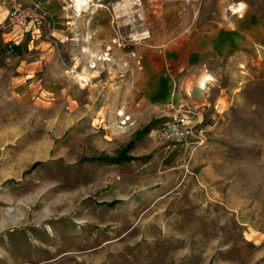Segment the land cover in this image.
Instances as JSON below:
<instances>
[{
    "label": "rangeland",
    "instance_id": "374dc122",
    "mask_svg": "<svg viewBox=\"0 0 264 264\" xmlns=\"http://www.w3.org/2000/svg\"><path fill=\"white\" fill-rule=\"evenodd\" d=\"M121 1L64 0L52 20L56 0H0V264H264V0H194V19L246 13L261 34L161 108L131 69L164 0ZM13 4L49 24L14 26ZM100 8L107 37L78 25ZM177 112L192 133L173 145L158 130Z\"/></svg>",
    "mask_w": 264,
    "mask_h": 264
},
{
    "label": "crops",
    "instance_id": "0c3cea01",
    "mask_svg": "<svg viewBox=\"0 0 264 264\" xmlns=\"http://www.w3.org/2000/svg\"><path fill=\"white\" fill-rule=\"evenodd\" d=\"M52 0H43V7ZM55 1V0H54ZM57 11L52 20L69 16L64 0H56ZM84 4H87L84 3ZM239 14H226L218 21L200 22L194 19V0H164L159 6V16L153 20V28L148 39L137 47L139 65H132L131 88L136 92L139 104L161 108L174 106L181 100H194V81L197 69L208 55H220L253 47L261 34L249 26V21ZM84 27L95 28L96 34L109 36L111 33L108 9L92 11ZM93 25H90V21ZM79 23V22H78ZM107 59V58H104ZM200 83H204V79ZM190 85L192 93H186ZM48 93H58L51 84H45ZM24 95L33 92L32 84L25 86ZM133 100V98L131 99Z\"/></svg>",
    "mask_w": 264,
    "mask_h": 264
},
{
    "label": "built area",
    "instance_id": "2783aa9c",
    "mask_svg": "<svg viewBox=\"0 0 264 264\" xmlns=\"http://www.w3.org/2000/svg\"><path fill=\"white\" fill-rule=\"evenodd\" d=\"M8 20L14 26L39 32L49 24L46 11L31 5L18 6L13 4L8 14ZM146 37V33L141 34ZM192 133V126L185 114L177 112L173 118L164 122L158 130V138L173 145L183 143Z\"/></svg>",
    "mask_w": 264,
    "mask_h": 264
},
{
    "label": "bare ground",
    "instance_id": "6f19581e",
    "mask_svg": "<svg viewBox=\"0 0 264 264\" xmlns=\"http://www.w3.org/2000/svg\"><path fill=\"white\" fill-rule=\"evenodd\" d=\"M121 3H122V4L118 3V6L121 5V6L124 7V5L126 4L125 1H123V0L121 1ZM132 3L134 4V2L130 1L129 4L132 5ZM74 4H75V7L77 8V0H74ZM83 4H84V3H83ZM81 5H82V4H81ZM81 5H80L79 9L81 8ZM118 6H116V7H118ZM116 7H115V8H116ZM129 7H130V6H129ZM77 9H78V8H77ZM79 9H78V10H79ZM79 12H80V10H79ZM146 33H147V32H146ZM141 34H144V33H141ZM81 222H82V221H81Z\"/></svg>",
    "mask_w": 264,
    "mask_h": 264
},
{
    "label": "clouds",
    "instance_id": "9594fccd",
    "mask_svg": "<svg viewBox=\"0 0 264 264\" xmlns=\"http://www.w3.org/2000/svg\"><path fill=\"white\" fill-rule=\"evenodd\" d=\"M86 2H87V0H77V8L79 9L80 5L83 3H86ZM241 7H244V5L241 4ZM203 86H204V84L201 83V87H203Z\"/></svg>",
    "mask_w": 264,
    "mask_h": 264
},
{
    "label": "trees",
    "instance_id": "16d2710c",
    "mask_svg": "<svg viewBox=\"0 0 264 264\" xmlns=\"http://www.w3.org/2000/svg\"><path fill=\"white\" fill-rule=\"evenodd\" d=\"M124 156H119L120 159H122ZM116 160V159H115Z\"/></svg>",
    "mask_w": 264,
    "mask_h": 264
}]
</instances>
